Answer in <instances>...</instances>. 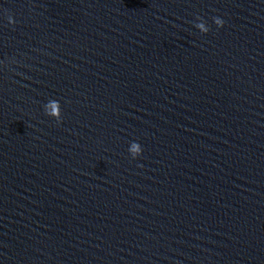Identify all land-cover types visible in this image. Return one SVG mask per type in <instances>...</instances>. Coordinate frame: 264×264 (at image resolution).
Wrapping results in <instances>:
<instances>
[{
	"label": "water",
	"instance_id": "95a60500",
	"mask_svg": "<svg viewBox=\"0 0 264 264\" xmlns=\"http://www.w3.org/2000/svg\"><path fill=\"white\" fill-rule=\"evenodd\" d=\"M0 264H264V0H0Z\"/></svg>",
	"mask_w": 264,
	"mask_h": 264
},
{
	"label": "clouds",
	"instance_id": "9594fccd",
	"mask_svg": "<svg viewBox=\"0 0 264 264\" xmlns=\"http://www.w3.org/2000/svg\"><path fill=\"white\" fill-rule=\"evenodd\" d=\"M8 22H9V24L14 23V20L11 16L8 17ZM213 22L217 26V28L223 27V25H224V21L219 17H214ZM196 27L198 28V30L201 33L206 34L209 32V26L203 20L201 23L197 24ZM44 111L48 116L52 117L51 110L47 105L44 106ZM54 118L57 120V122H59L61 115L59 114V115L55 116ZM127 151H128V153L132 159H136L137 157H139L142 154V147L138 142L133 141L129 144Z\"/></svg>",
	"mask_w": 264,
	"mask_h": 264
}]
</instances>
